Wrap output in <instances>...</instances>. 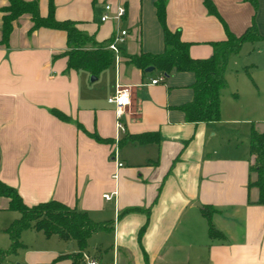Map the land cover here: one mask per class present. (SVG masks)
<instances>
[{
	"label": "crops",
	"instance_id": "obj_1",
	"mask_svg": "<svg viewBox=\"0 0 264 264\" xmlns=\"http://www.w3.org/2000/svg\"><path fill=\"white\" fill-rule=\"evenodd\" d=\"M154 1L52 0L55 19L74 21L95 42L126 30L118 61L112 57L93 78L83 68L66 69L63 30H30L27 13L11 22L7 43L0 42V181L27 206L53 199L105 223L88 237L90 250L85 247L77 264H264V205L247 203L257 198V189L247 188L249 133L264 131V39L243 42L229 57L219 119L187 122L178 106L192 97L193 73L171 70L151 84L162 73L142 71L128 59L163 50ZM36 2L45 16L47 0ZM210 2L217 16L202 0H165V25L179 31L190 57H208L211 42L225 38L224 25L239 35L253 22L264 35V0L255 10L246 0ZM106 3L124 7L119 21H99ZM7 4L0 0V39ZM117 84L130 92L119 117L122 132L107 101ZM141 133L157 140L129 139ZM116 162L122 166L114 181ZM114 187L116 195L104 200ZM204 205L215 210L210 220L218 236L208 235ZM18 216L0 196V254L10 243L5 228ZM19 239L23 247L0 255V264H71L55 258L76 252L73 241L32 228Z\"/></svg>",
	"mask_w": 264,
	"mask_h": 264
},
{
	"label": "trees",
	"instance_id": "obj_2",
	"mask_svg": "<svg viewBox=\"0 0 264 264\" xmlns=\"http://www.w3.org/2000/svg\"><path fill=\"white\" fill-rule=\"evenodd\" d=\"M246 1L255 10L257 0ZM7 2L8 4L2 8L1 43H7V37L11 31V22L19 15L27 13L32 22L30 30L46 27L65 32L66 49L63 55L66 57V69L83 68L91 75L96 76L102 69L110 65L112 53L105 48L106 42H95L91 36L79 30L74 21L55 19L52 0H47L45 16L39 14L36 0H7ZM202 2L208 13L217 16L210 0H202ZM164 6L165 0L154 1L155 15L162 29L163 50L157 54L141 52L129 55V62L142 71L146 67L152 66L163 76H166L171 70L192 72L194 75L191 85L192 97L189 101L180 104L179 110L182 111L187 122L209 123L218 120L219 94L221 89L225 87L224 73L229 57L238 53L243 42L263 40L264 35H260L256 31L253 22L239 35H234L224 25L225 38L211 42V54L206 58H192L188 54V44L179 37V31H171L166 27ZM51 113L61 120L68 119L57 110L53 109ZM76 125L80 128L78 124ZM88 135L95 140H101L91 133ZM124 139H119L118 143ZM129 139L136 142H146L157 140V136L153 133H141L131 135ZM248 150L253 158L248 166L247 188L255 187L257 198L254 201L247 199V203L264 205V131L258 132L251 128ZM251 174H253V178H251ZM0 196L7 197L8 208L19 213V216L5 228L10 243L8 248L1 252V257L4 254H14L17 249L22 248L23 244L19 239L20 233L32 228L41 231L45 236L54 234L63 240L73 241L76 252L61 254L55 259L69 258L71 264H77L81 260L88 237L93 232L105 227L104 222L93 221L85 211L69 207L57 200L50 199L27 206L22 202L15 188L2 181H0ZM214 211L207 205L201 208V212L207 220L208 235L211 237L220 235L210 220ZM143 228L144 225L139 228L138 235L141 234Z\"/></svg>",
	"mask_w": 264,
	"mask_h": 264
},
{
	"label": "built area",
	"instance_id": "obj_3",
	"mask_svg": "<svg viewBox=\"0 0 264 264\" xmlns=\"http://www.w3.org/2000/svg\"><path fill=\"white\" fill-rule=\"evenodd\" d=\"M103 12L99 16V21L103 22L106 20H115L119 21V19L123 16L125 13V9L122 5H115L111 6L110 4H104L103 6ZM127 35V32L125 29H115V31L112 33L110 39L106 42L105 48L109 50L112 53V57L117 62L119 59V45L121 42H123L125 36ZM163 79V75L161 74L159 77L153 78L150 80V83H156ZM107 101L111 103L115 108V114H116V128L118 131H123V126L119 121L120 114L122 113V109L129 104L130 101V92L128 87L116 85L114 92L112 95H110L107 98ZM122 166L121 162H116L114 166V170L111 174V178L115 181L117 178V171ZM116 195V187L108 193H103L102 198L104 200H110ZM87 264H98L95 263L92 260H88Z\"/></svg>",
	"mask_w": 264,
	"mask_h": 264
},
{
	"label": "rangeland",
	"instance_id": "obj_4",
	"mask_svg": "<svg viewBox=\"0 0 264 264\" xmlns=\"http://www.w3.org/2000/svg\"><path fill=\"white\" fill-rule=\"evenodd\" d=\"M241 52H242L241 53L242 55H240L239 57H237V59L235 61L236 64H237L238 70H241L242 69L241 66L243 65V60L245 58V51L242 50ZM246 58H247V56H246ZM248 71L250 72V69H248ZM26 232H28L29 234H33L31 230L26 231ZM88 250H90V247L89 246L86 247V250L85 251H88Z\"/></svg>",
	"mask_w": 264,
	"mask_h": 264
},
{
	"label": "water",
	"instance_id": "obj_5",
	"mask_svg": "<svg viewBox=\"0 0 264 264\" xmlns=\"http://www.w3.org/2000/svg\"><path fill=\"white\" fill-rule=\"evenodd\" d=\"M153 69V67L152 66H148V67H146L145 68V70L144 71H151ZM91 78H93V75H92V77Z\"/></svg>",
	"mask_w": 264,
	"mask_h": 264
}]
</instances>
